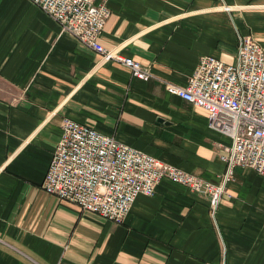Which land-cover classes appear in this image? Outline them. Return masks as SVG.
<instances>
[{
  "label": "crops",
  "instance_id": "0c3cea01",
  "mask_svg": "<svg viewBox=\"0 0 264 264\" xmlns=\"http://www.w3.org/2000/svg\"><path fill=\"white\" fill-rule=\"evenodd\" d=\"M99 43L149 66L143 81L61 32L29 0H0V264H264V177L236 167L215 218L162 180L121 222L41 188L69 118L212 184L222 145L207 113L171 93L201 56L234 63L237 37L264 50V0H109Z\"/></svg>",
  "mask_w": 264,
  "mask_h": 264
},
{
  "label": "built area",
  "instance_id": "2783aa9c",
  "mask_svg": "<svg viewBox=\"0 0 264 264\" xmlns=\"http://www.w3.org/2000/svg\"><path fill=\"white\" fill-rule=\"evenodd\" d=\"M78 43L104 62H116L132 76L154 77L149 66L107 50L99 38L110 16L109 0H29ZM234 63L201 56L184 86L166 88L207 113L208 126L230 138L219 157L226 169L215 185L122 144L69 118L61 121L41 188L81 211L121 222L138 196H153L162 180L182 185L206 198L214 219L225 184L236 167L264 177V50L251 35L237 37Z\"/></svg>",
  "mask_w": 264,
  "mask_h": 264
}]
</instances>
